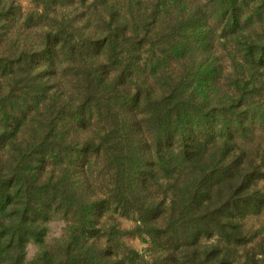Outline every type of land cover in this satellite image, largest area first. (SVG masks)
I'll return each mask as SVG.
<instances>
[{"label":"trees","instance_id":"trees-1","mask_svg":"<svg viewBox=\"0 0 264 264\" xmlns=\"http://www.w3.org/2000/svg\"><path fill=\"white\" fill-rule=\"evenodd\" d=\"M42 6L38 46L0 56V264L53 217L31 264H230L264 210V0Z\"/></svg>","mask_w":264,"mask_h":264},{"label":"rangeland","instance_id":"rangeland-1","mask_svg":"<svg viewBox=\"0 0 264 264\" xmlns=\"http://www.w3.org/2000/svg\"><path fill=\"white\" fill-rule=\"evenodd\" d=\"M0 2L5 6L12 4L15 7L16 12V14L10 19L6 20L4 26H0V56L8 57V55L18 53L21 49H35L40 40L41 30H43V26L47 24V18L44 17L43 20L40 21L36 15H34L27 20L26 16L28 13L40 11L43 8L42 2H45V0H0ZM53 8L48 6L45 10L49 13L53 11ZM95 9L96 7H94V9H88L86 4L79 5L80 14L86 12L88 17V13L91 14L90 11H94ZM92 14L95 13L92 12ZM89 18L93 20L91 24H95L94 15ZM24 19H26V22ZM118 220L120 226L124 229H131L134 226V222L130 219L120 217ZM241 224L246 232L245 236L249 238V241L234 247L235 251L232 259H230V264H241L245 260L246 256L251 255V253L255 254V259H258L261 256L258 252L260 250L264 251V210L258 214L246 215L241 220ZM63 227L64 221L59 217H53L50 221H48L46 224L47 232L43 243H27L25 263L31 264L36 254L43 247H51L56 244L57 240L62 236ZM123 241L127 246L140 253H144L145 249L149 246V243L143 242L140 238L129 235H125L123 237Z\"/></svg>","mask_w":264,"mask_h":264}]
</instances>
